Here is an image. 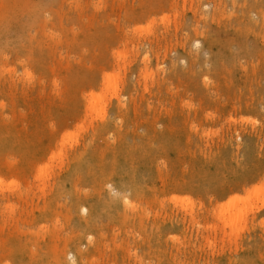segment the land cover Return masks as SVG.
I'll list each match as a JSON object with an SVG mask.
<instances>
[{
    "label": "rangeland",
    "instance_id": "obj_1",
    "mask_svg": "<svg viewBox=\"0 0 264 264\" xmlns=\"http://www.w3.org/2000/svg\"><path fill=\"white\" fill-rule=\"evenodd\" d=\"M0 264H264V0H0Z\"/></svg>",
    "mask_w": 264,
    "mask_h": 264
},
{
    "label": "bare ground",
    "instance_id": "obj_2",
    "mask_svg": "<svg viewBox=\"0 0 264 264\" xmlns=\"http://www.w3.org/2000/svg\"><path fill=\"white\" fill-rule=\"evenodd\" d=\"M108 80H110L109 78H108ZM117 95V94H116ZM94 99V98H93ZM99 100H101V99H99ZM93 102V101H92ZM95 102V101H94ZM101 102V101H100ZM93 106V105H92ZM128 201V200H127ZM238 212V211H237ZM193 213V212H192ZM236 214H238V213H236ZM243 213L240 211V213L237 215V216H241ZM220 216H222V215H220ZM192 220H194V219H192ZM196 238H197V236H196ZM236 239V238H235ZM234 239V240H235ZM207 241V240H206ZM235 243V242H234ZM237 247V246H236ZM236 247H235V249H236ZM214 253V252H213ZM213 255V254H212Z\"/></svg>",
    "mask_w": 264,
    "mask_h": 264
}]
</instances>
